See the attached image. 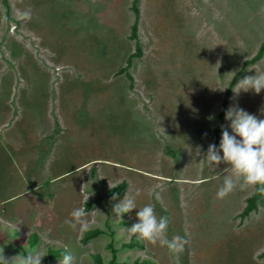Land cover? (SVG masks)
I'll use <instances>...</instances> for the list:
<instances>
[{"label":"rangeland","instance_id":"obj_1","mask_svg":"<svg viewBox=\"0 0 264 264\" xmlns=\"http://www.w3.org/2000/svg\"><path fill=\"white\" fill-rule=\"evenodd\" d=\"M132 1L0 0V247L39 250L42 264L66 249L76 264L113 251L118 264H176L128 231L139 209L115 216L125 195L107 196L109 184L127 178L138 208L152 204L168 237L188 240L180 264H264V205L240 214L251 186L218 199L230 166L204 159L222 126L231 134L230 106L264 119V90L233 91L264 72V53L241 69L264 42V0H140L137 40ZM137 42L142 56L119 74ZM75 208L86 231L65 223Z\"/></svg>","mask_w":264,"mask_h":264},{"label":"clouds","instance_id":"obj_2","mask_svg":"<svg viewBox=\"0 0 264 264\" xmlns=\"http://www.w3.org/2000/svg\"><path fill=\"white\" fill-rule=\"evenodd\" d=\"M236 89L238 90L233 91L237 96L241 90L244 92L254 90L255 94L259 95L264 90V72L244 77L237 83ZM261 113L264 114V108L261 109ZM225 119L230 122L231 134L228 127L222 126L219 148L215 144H210L204 157L210 165L219 167L223 163L230 166L226 168L227 174L217 191V198H226L238 187L241 190L250 186L259 187L260 191H264V119L248 113L238 104L226 110ZM140 194V190L136 191L135 196L126 194L120 203L114 205L115 216L120 218L125 213L139 209L136 213L138 222L128 228V231L153 246L166 247L170 254L175 256L176 264H180V257L186 249L188 240L179 235L169 238L168 217H158L152 204L138 208L136 197ZM156 198L159 199L158 194ZM87 215L83 208H75L70 214L71 219L65 220V223L74 231H86L89 227ZM65 252L59 264H76L75 256L67 249ZM44 256L36 250L29 251L26 255L20 253L6 257L3 247H0V264H42Z\"/></svg>","mask_w":264,"mask_h":264},{"label":"trees","instance_id":"obj_3","mask_svg":"<svg viewBox=\"0 0 264 264\" xmlns=\"http://www.w3.org/2000/svg\"><path fill=\"white\" fill-rule=\"evenodd\" d=\"M3 3L8 7L9 4H8V0H2ZM138 2L139 0H133L132 1V11L134 12L135 14V22L134 24L132 25V32H131V35H130V38L131 39H134V40H137L138 39V34H137V21H138V16H139V7H138ZM262 53H264V42H262L260 44V47L257 51V53H255L252 57H250L249 59H244L241 63V69L249 64V63H253L254 61L258 60ZM142 56V49H141V46L140 44L137 42L136 44V51L129 55L127 61H126V65L121 68L118 73L121 74V73H124L126 72L132 65V59L134 57H138L140 58ZM241 69L236 71L233 76L231 77L230 79V82H229V85L226 89V92H225V98L223 100V106H225L226 102H227V99H228V96L229 94L231 93V90H232V87L234 86L235 82H236V77L240 74L241 72ZM130 77V75H129ZM219 119L220 121L223 120V113H219ZM126 188V183L125 182H122L121 184L117 185L115 188H113L110 192H109V195L110 196H114L116 194H119L121 193L122 191H124V189ZM258 203H261L264 205V191H260L259 187H254L253 188V191L251 192L250 196L247 197V203L246 205L244 206L243 210L241 211V215L242 216H245V215H248L253 209H256L258 207ZM97 233H101L100 231H87L85 232L84 236H83V241H88L89 239L93 238ZM113 257L111 259V261L108 263V264H118L116 262V256H115V251H113ZM60 252L59 251H55V250H50L49 251V254H48V257H47V261L45 264H49L50 261L55 258L57 255H59ZM96 262L98 264H104L101 260V257L100 256H97L96 257Z\"/></svg>","mask_w":264,"mask_h":264},{"label":"crops","instance_id":"obj_4","mask_svg":"<svg viewBox=\"0 0 264 264\" xmlns=\"http://www.w3.org/2000/svg\"><path fill=\"white\" fill-rule=\"evenodd\" d=\"M139 2H140V0H139ZM138 2V3H139ZM139 7V6H138ZM139 11H140V8H139ZM138 21H139V16H138ZM141 21V20H140ZM138 23V22H137ZM140 24H141V22H140ZM138 27V26H137ZM138 29V28H137ZM233 76V75H232ZM231 79V78H230ZM222 129V128H221ZM89 165H91L90 164V162H88V163H84V164H82V165H80L78 168H76V169H80L78 172L80 173V171L82 170V169H84L85 167H88ZM85 174V173H84ZM81 176L82 175H80V177H79V184H80V188H82V186H83V184H84V182L83 181H85L84 179H82L81 178ZM58 178V176H56V177H54L53 179H52V181L53 180H55V179H57ZM126 178V177H125ZM196 179H198V178H196ZM126 181L127 182H125L126 183V188L124 189V191H122L121 193H119V194H116V195H114V196H110L109 195V192L113 189V188H115L117 185H119V184H121L122 182H120L119 184H116V185H114V186H111L110 184H109V189H108V192H107V196H109L110 198L111 197H117V199L118 198H122L124 195H126L128 192L130 193L129 194V196H133V191H132V188H133V185H132V183H131V180L129 179V180H127V178H126ZM124 182V181H123ZM129 184V185H128ZM127 186H128V188H127ZM254 188V187H253ZM253 188H250V189H248V191H253ZM251 192L249 193V192H247L245 195H247L246 196V198H245V203L243 202V207L242 208H244V206L246 205V203H247V197L248 196H250V194H251ZM245 195H244V197H245ZM84 196V195H83ZM83 196L80 198V204L82 203V201L84 200V198H83ZM55 198V197H54ZM54 198H53V200H54ZM83 198V199H82ZM120 198V199H121ZM241 199H243V197L241 198ZM244 201V200H243ZM79 204V205H80ZM257 209V208H256ZM243 210V209H242ZM241 210V211H242ZM255 209H253L252 211H254ZM239 211V210H238ZM251 211V212H252ZM251 212L248 214V215H245V216H249L250 214H251ZM3 213V212H2ZM3 216V218L5 217L4 215H2ZM244 216V217H245Z\"/></svg>","mask_w":264,"mask_h":264}]
</instances>
